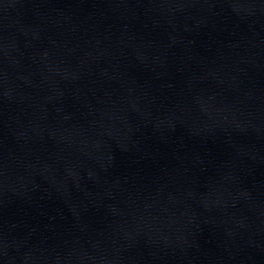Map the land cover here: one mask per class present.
<instances>
[{
  "label": "water",
  "instance_id": "95a60500",
  "mask_svg": "<svg viewBox=\"0 0 264 264\" xmlns=\"http://www.w3.org/2000/svg\"><path fill=\"white\" fill-rule=\"evenodd\" d=\"M0 264H263L202 0H0Z\"/></svg>",
  "mask_w": 264,
  "mask_h": 264
}]
</instances>
